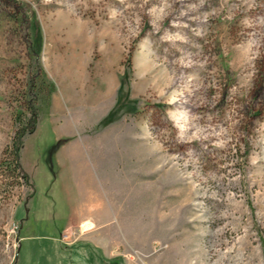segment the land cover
Segmentation results:
<instances>
[{
  "label": "rangeland",
  "instance_id": "obj_1",
  "mask_svg": "<svg viewBox=\"0 0 264 264\" xmlns=\"http://www.w3.org/2000/svg\"><path fill=\"white\" fill-rule=\"evenodd\" d=\"M97 80L101 214L65 235L56 134ZM0 264H264V0H0Z\"/></svg>",
  "mask_w": 264,
  "mask_h": 264
},
{
  "label": "crops",
  "instance_id": "obj_2",
  "mask_svg": "<svg viewBox=\"0 0 264 264\" xmlns=\"http://www.w3.org/2000/svg\"><path fill=\"white\" fill-rule=\"evenodd\" d=\"M101 82V80H97V88L95 91H92L95 98L92 102L86 97V85H83V88L78 91L76 90L79 87L74 89L73 85H68V91L65 96L67 100L64 98V104L66 106L68 105L69 108L73 105L77 111L75 120L76 125L79 126L80 132L75 134L64 129V132L67 133H64L63 136L62 134H56L57 137H60L58 146L54 148L53 152V158L57 165V178H63L64 181H67V184H70L67 196L68 199L74 198V201H71V206L73 205L72 213L78 218L76 221L73 215H71L61 231L63 233L70 231L74 227H78L76 226L77 223L79 225H86L87 220L91 219L92 221H96L92 215L96 213L99 215L101 214V203L98 202V204H96L93 202V199H91V204L85 203V193H87L88 190V192L91 191V187L87 184H91L94 181L98 182L94 174L90 173L87 169L93 165H97L98 158L96 153L93 154V150H96V144L90 143L89 133L86 131L91 125L97 123L112 107L113 102L116 100L115 95L119 87L118 83L115 82H113L114 84L111 86ZM52 92L54 100L58 89L57 91L54 89ZM112 95L113 100L111 98ZM55 111L56 109H52L51 113L53 114ZM68 136L73 137L67 139ZM94 207H97L98 211L94 210ZM80 242L82 241L75 239L74 245Z\"/></svg>",
  "mask_w": 264,
  "mask_h": 264
},
{
  "label": "trees",
  "instance_id": "obj_3",
  "mask_svg": "<svg viewBox=\"0 0 264 264\" xmlns=\"http://www.w3.org/2000/svg\"><path fill=\"white\" fill-rule=\"evenodd\" d=\"M55 88H52V91L54 90ZM123 92H124V86H122L121 88H120V90H119V95H118V99L120 100V99H122L123 98ZM29 106H30V109H31V111L33 112V114L35 115V120L33 121V123L32 124H35L36 122H37V118H38V115H37V108H35L34 106H33V103H30L29 104ZM114 112H115V108H113L110 112H109V114L107 115V116H105L102 120H100L99 121V123H98V125H97V128H100L101 126H104V125H106V124H109L110 122H112V120L113 119H115L116 117L114 116H112L113 114H114ZM33 127H34V125L31 127L32 129L29 131V132H31V131H34L33 130ZM24 130H23V133H21L20 135H19V140H18V142L17 143H15V151H14V155H15V161H16V164H15V167L16 168H20L21 167V161H19L20 160V157H21V150H22V148L24 147L23 146V136H24V133H26V131L25 130H27V128L26 127H24L23 128ZM58 146V145H57ZM56 148V147H55ZM23 176H24V178L28 181L29 180V177H30V175L27 173V172H24L23 174H22Z\"/></svg>",
  "mask_w": 264,
  "mask_h": 264
}]
</instances>
